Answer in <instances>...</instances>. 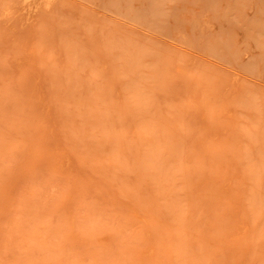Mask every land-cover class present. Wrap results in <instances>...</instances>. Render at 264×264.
Segmentation results:
<instances>
[{
	"label": "rangeland",
	"instance_id": "obj_1",
	"mask_svg": "<svg viewBox=\"0 0 264 264\" xmlns=\"http://www.w3.org/2000/svg\"><path fill=\"white\" fill-rule=\"evenodd\" d=\"M0 264H264V0H0Z\"/></svg>",
	"mask_w": 264,
	"mask_h": 264
}]
</instances>
